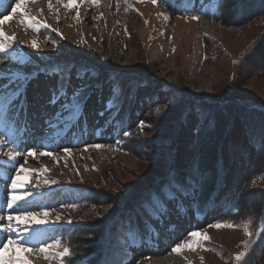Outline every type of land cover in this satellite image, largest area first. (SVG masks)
I'll list each match as a JSON object with an SVG mask.
<instances>
[{
    "label": "rangeland",
    "instance_id": "rangeland-1",
    "mask_svg": "<svg viewBox=\"0 0 264 264\" xmlns=\"http://www.w3.org/2000/svg\"><path fill=\"white\" fill-rule=\"evenodd\" d=\"M114 1L117 3V0ZM120 1L124 2V0ZM209 1V4L201 5L198 0H168V2L157 0L154 5L152 0H142V2L141 0H127L132 8L128 12H125L127 6L125 3L119 4L118 8L111 9L110 7L108 15L115 22H119L120 28L116 29L112 36L106 35L105 41L98 43L97 52L91 48L86 51L87 45L81 44L79 37L87 29L91 31L89 35L92 36V40H95L93 38H96L98 28L110 24L109 18L96 22L95 29L92 24L83 25V23L73 28L75 24L73 20L71 22V18L76 14L73 9H70L71 17L65 16V21L60 18L55 28L50 27L45 32L37 34L33 31V36L45 46L44 53L37 58L33 57L34 61H26L31 59L27 57L26 52L24 56L27 59H23V52L19 46L20 56L15 57L12 54L7 55L6 59H0V73L10 70L23 77L28 73H37L41 68L50 70V68L59 67L63 72L71 74L70 84L78 80L76 75L80 73L81 78L77 87L91 84L95 90L96 86H106L108 96L111 98L109 97L105 102L109 100L114 102L115 98L119 106L118 98H120L123 105L127 103L126 108L124 110L122 108L118 114H115V104L110 109L109 127L113 129V132L107 136L112 138V141L104 142V144L101 142L108 149V154L103 155L91 170L87 169L84 173H78L71 167L64 166L63 171L66 173H61L60 168L49 165L51 171L48 173L50 176L54 174V178L51 179L58 183L47 186L51 192L43 193L39 205L48 203L46 206L59 209L57 211L62 214L61 210L66 209L57 207L59 200L66 192L73 196L72 203L78 206L75 209L67 208V211H72V215L64 217V220L71 218L73 225H67L57 230L58 232L40 235V239H49L46 243L58 239L62 245H65L66 233L70 229L81 223H94L97 219H104L103 217L109 213L110 204L97 206L88 204L85 196L81 194L82 190L85 193L88 190L86 184L98 189L113 191L116 194V201H121L133 192L141 196L145 195V197L154 193L155 189L167 181V174L173 167L183 176L182 173L188 171L190 164H196L198 150L195 146V136L198 129L208 126L207 123L210 124L215 114L212 108L201 109V103L212 107L221 101L226 104L229 108L228 113H230L227 129L217 149L220 189L214 194L210 206L207 207L210 218L223 214L230 206L231 200L243 193L246 186L244 179L253 167L264 165V148L254 159L255 151L252 146L254 141L251 142L253 136L247 137L248 127L251 130L260 131L261 128L264 130V44L260 38L264 35V23L253 20L240 27H228L216 22L192 20L190 17L199 15L197 13L216 12L217 0ZM44 7L47 12L49 10L47 0H43L40 5H32L31 10L33 13L40 14ZM56 9L57 7L52 8L49 13L57 14ZM161 13L164 15H160ZM9 15L5 13L2 15V20L7 17V23L4 20L0 26L1 31H4L6 35L15 36L18 30L11 29L12 24L22 30L25 27ZM165 16L168 19H165ZM184 16L189 18L184 19ZM120 18L122 21H119ZM77 21L79 22L80 19ZM65 26L68 29L71 28L73 32L64 31ZM203 26H206L207 30L198 37L202 57L198 67L193 71L190 67V58L194 49L195 32ZM52 29H58L60 35ZM126 29L129 33L127 35ZM24 34L26 36L27 32ZM53 41L56 42V46ZM115 46H118V49L113 55H109L107 50ZM118 52L122 53L119 55ZM47 66H49L48 69ZM23 72L26 74L23 75ZM118 75H123L122 77L132 81V84L124 85L122 82V89H120L116 79ZM58 80V75L49 76L40 72L27 83L25 94L30 96L33 94L29 91L36 92L37 88H45L47 94L45 99H47L48 94L52 96L53 91H58L57 85L60 83ZM92 90L89 86L87 96ZM74 91L76 89H70L67 94L71 96ZM177 101L180 102L179 109H177ZM177 112L176 119L173 118L169 123H165L166 116L170 117L172 113L174 116ZM116 115L127 120L126 124L131 126H138L140 121H144L143 131L140 127L138 130L140 136L145 137L142 141L145 146L143 144L141 148L134 146L138 153L141 149V155H137L133 149L125 150V142L117 144V139L120 136L123 137V132L116 123L118 119ZM189 118L193 120L190 125L187 122ZM104 127L105 125H101V128ZM262 130L260 132L264 134ZM41 151L45 150L40 149L39 152ZM36 156L37 159L39 154ZM39 162V164H34L32 161H27L24 164L31 168L46 166V161L39 160ZM260 176L252 179L251 187L264 186V178ZM30 180L36 181V177L31 176ZM247 191L252 192L249 189ZM56 192H59V196L54 199L57 196ZM50 195H52L51 198ZM48 197L54 200L49 201ZM246 201L248 204L260 202L255 192L247 193ZM192 205L193 200L190 196L184 200L177 198L174 204L168 206L173 213L172 222L173 220L178 222L182 213L193 216L190 210ZM256 206H259V203ZM120 207L124 210L127 205L122 203ZM134 215L136 220L141 219L144 225L151 228L142 209L136 210ZM108 219L111 218L108 217ZM120 219L116 222L110 220V224L108 222L105 225L108 231L105 234V242L99 245L101 253L103 254L106 250L105 253L108 254L111 249V256L115 258L114 262L117 264H155V258L158 257L152 251L156 242L155 238L149 240L145 237L143 241L137 239L133 242L129 237V223L121 221L119 226L114 224ZM193 219L191 231H201L209 237L204 242L203 248L193 245L199 262L197 264H239L234 257L244 251V242L249 239L244 233L245 223L236 227L213 228L209 225L217 221L201 219L198 215L193 216ZM198 221L199 224H197ZM189 224L188 222L186 226ZM167 227L161 230L163 234ZM122 233L126 239L122 240ZM35 234L36 232H33V235ZM112 235L114 238L117 236V244L119 239L122 241L121 250L108 242ZM90 243L91 241L87 242V244ZM108 258L109 256L103 262H107ZM31 259L35 262L34 264H59L57 259L46 260L36 253H32ZM192 260L190 257L191 264H193ZM244 264H264V246L258 248L253 242Z\"/></svg>",
    "mask_w": 264,
    "mask_h": 264
},
{
    "label": "bare ground",
    "instance_id": "bare-ground-1",
    "mask_svg": "<svg viewBox=\"0 0 264 264\" xmlns=\"http://www.w3.org/2000/svg\"><path fill=\"white\" fill-rule=\"evenodd\" d=\"M42 1L43 0H35V3H32L31 0H0V13L10 14L11 17L17 19L16 20L17 22H20L22 19L21 16H23V14L27 12L29 15L35 16L39 21L42 22L46 21V23L50 25L52 28L56 27L58 21L57 16H59V19L60 18L64 19V17L67 15L68 17H71L70 9L69 10L64 9L62 5L56 3V0H54L52 3H54L53 9L57 7L56 11L58 15L49 13V10L45 12L46 11L45 7L43 8L44 10L40 12V14H37L38 12L33 13V10H31L32 5L33 6L40 5ZM198 2L199 4L202 5L209 2V0H198ZM18 3H24L25 8L23 9L17 8L15 13H13V9L16 8V5ZM119 4H124V2L120 1ZM110 7L111 9H113V7L118 8L117 3L114 0H111V2L110 0H100L99 5L96 7H93L90 4H84L79 8L80 21L78 22L76 19H74L75 16L71 18V22L74 21L73 23L75 24V25L73 24L74 25L73 28H76L77 24L83 23V25L92 24L94 26V29L97 27L95 25L96 22H100V21L102 22L109 18L108 20L110 24L106 25V27L102 26L98 28V30L96 31L97 33L95 40H92V36L89 35L91 34V31L87 29H85L82 35H80L79 37L80 43L82 40L87 42L86 44H83L84 46L87 45L86 51H88V49L91 48L92 50L97 52L98 43L105 41L106 35L112 36L114 31L120 28L119 22H115L112 19V17L111 16L109 17L108 15L109 14L108 10ZM73 12H75L76 14L75 8H73ZM101 13L103 14V16L100 19L93 20V17L100 16ZM6 19L7 17L4 19L5 22ZM4 20H2V15H0V21L4 22ZM119 21H122V18H120ZM22 26H24L26 30L19 29L18 27H16L15 24H12V26H10L11 29L13 28V30L16 29L18 31L14 36L15 37L14 48L9 50L7 55L13 54V56L15 57L20 56V53L18 52L19 50L18 46H19L22 49L21 51L23 52L22 54L23 59L26 60L28 57L31 59H28L26 61H34L35 58L33 57L37 58L44 53L45 46L39 43L38 39L33 36L32 33L34 30L31 27H27L25 25ZM46 30L47 29H41L39 32L37 31L35 32L37 34V33L45 32ZM68 30L70 33L73 32L71 28L68 29V27L65 26L64 31H68ZM206 30H207L206 26H203L197 29L195 32L194 49L191 53V58H190V67L191 70L193 71L198 67L202 57L201 46L199 45L198 37L201 35V33H205ZM0 31H1V27H0ZM24 31L27 32L26 36L24 34L25 33ZM63 35L65 36V34ZM113 39L114 38H112V40ZM32 40L37 41L38 44L37 49H33L31 47ZM117 49L118 46H115L109 48L107 52L109 55H113L115 53V50ZM24 52L28 54L27 57L24 56ZM33 52H35V54ZM120 53L118 52L119 55ZM48 67L49 66H47V69ZM1 73H3L6 78L7 74L12 72L8 70ZM22 74L25 75L26 73L23 72ZM4 82L5 79H0V83H4ZM78 82L79 79L76 80L74 84L73 83L70 84L67 88V93L70 89L71 90L77 89ZM87 85L88 87L86 92L88 91L89 86L91 90L93 89L91 87V84H87ZM37 89L38 90H36V92L34 90H32L31 92L29 91V93H32L34 96L33 95L28 96L27 94L24 93V97H23L24 109L19 112H16V105H18L20 101L16 100L11 102L10 104L9 96L11 95V93L0 98V141H4V140L6 141V144L4 143L3 145H0V209L4 210L3 212H0V215H7L12 213L13 211L11 209L6 208L7 191H8V184L11 182V177L15 175V168L18 167L19 165H23L25 172L32 173L31 175L21 173V175L19 176L20 185L23 186L24 190H32L33 186L39 184L43 179L54 178L53 176L54 174H51L53 176L52 177L48 173L51 171L49 165L57 166L58 168H60L61 173H66V171H63L64 166L71 167L73 170L78 171V173H84L87 171V169L91 170L93 166H95L94 164L98 162L100 158L103 157V155L108 154V149L105 147V145L100 149L88 147L87 151H84V148L92 144L102 145L101 142H103L104 144V142L112 141V138L107 136L110 132H113V129L109 127L110 118L108 117V114L110 112V109L107 108V102H105V100L108 99L110 96H108L106 86L103 87L101 85L96 86L95 90L93 89L92 91L89 92L88 99L83 105L82 114L79 120L72 121L67 129L65 128L64 121H60L57 124V126L53 128H49L47 121L51 120L54 124L57 123L56 114L58 111H61L60 105L62 103L67 102L69 95L67 94V96L61 97L58 103L53 105L49 103L50 99L52 98L51 95L48 94L47 99H45L47 95L45 93V88H41V89L37 88ZM11 110L14 113V115L11 112ZM101 112L104 113L103 116L99 115V113ZM192 121L193 120L191 118L187 120V122H189V125L190 122ZM101 125H105V127L101 128ZM85 126L87 128L86 133L84 132ZM97 133H99V135H97ZM44 141H47L49 143V146L47 148L43 146ZM7 144L10 145V147H8ZM14 144L19 145V149L13 147ZM65 147L72 149L71 155L68 157H65V154L62 151V149ZM30 149H35L36 155L40 153L39 152L40 149H44L45 151H52L56 155V160H53L51 157L41 156L40 154L37 159L35 158L36 155L27 156V152ZM17 150L20 151V155L17 158V163L14 164L7 160L5 153L8 151H17ZM39 160L46 161V166L44 165L45 167L43 168H46L48 171L41 172V169L43 168L39 166L31 168L28 167L26 164H24L25 161H32L34 162V164H39L40 163ZM31 176L36 177V181L30 180ZM50 192L51 191L48 190L47 187H42L40 189V194L34 195L32 197V200H30L26 206H32L33 202L39 205V203L43 198V193L48 194ZM73 201H74L73 196L65 192L62 198L59 200V205L57 208H61L60 207L61 204H69L72 203ZM46 204L48 203L41 205L46 206ZM33 210H38V208H33ZM61 211H63L62 213L63 220L65 216L72 215V211H67V209ZM165 211L168 212V215L165 216L162 222H158L157 228L155 229V231H153L156 242L154 244V247L152 248V251L155 255L158 256L157 258H155V264H159V263L189 264L190 257H192L193 259L192 260L193 264H197L198 258L196 251H193L191 248L181 249L180 252L178 253H173L171 251L172 247L176 243H180L181 241L186 242L192 239L187 235V233L191 231L193 228V225L191 224L194 221L193 216H195V214L192 216V214L189 215L186 213H182L181 216H179L178 222H175L174 220L172 222V219H174L172 217L173 213L170 211V209ZM188 222L190 224L186 226ZM0 223L6 224L7 222L0 221ZM195 226H197V224ZM65 227H67L66 224L64 225L63 228ZM166 227L167 230L164 234L159 231V230H163V228ZM60 229H61L60 227L37 226L33 229V232L39 233L40 235H46L47 233L58 232L57 230ZM6 238H7V234H5L4 236H0V240ZM40 240L44 241L45 243L49 241V239L47 238ZM27 243H35L37 247L39 246V241L33 240V241H28ZM22 255L27 256L28 259L30 258L33 264L35 263L31 259L32 254H22Z\"/></svg>",
    "mask_w": 264,
    "mask_h": 264
},
{
    "label": "snow or ice",
    "instance_id": "snow-or-ice-1",
    "mask_svg": "<svg viewBox=\"0 0 264 264\" xmlns=\"http://www.w3.org/2000/svg\"><path fill=\"white\" fill-rule=\"evenodd\" d=\"M32 3H35V0H31ZM111 2V0H110ZM120 0H117V7H119ZM142 2V0H141ZM224 0H220V5H222ZM48 8L51 11L53 8L52 0H47ZM56 3L62 5L64 9H76V16L74 19H80L79 8L84 4H90L93 7L99 5L100 0H56ZM124 3L127 5L125 7V12L132 10L131 5L127 3V0H124ZM152 3L155 5L157 0H152ZM220 5H217L219 8ZM25 8L24 3H18L16 8L13 9V13H15L16 9ZM3 15V13H0ZM160 15H164L161 13ZM103 16L101 13L100 16L93 17V20H98ZM184 19H188V16H184ZM192 20H199L201 17L199 15H192L190 17ZM59 20V16H57ZM165 19H168L165 16ZM21 24L27 27H31L34 31L39 32L41 29H49L51 26L46 22H42L37 20L35 16L29 15L27 12L23 14L21 19ZM4 22L0 21V25ZM147 24V21H145ZM52 31L57 32V35H60L58 29H52ZM126 35L127 29L125 30ZM62 39V37H61ZM95 39V38H93ZM15 37L6 35L3 31H0V59H6L7 53L9 50L14 48ZM82 44H86V41H81ZM54 46H56V42L53 41ZM31 47L33 49H37L38 44L36 40L31 41ZM174 51V49H173ZM40 72L45 73L46 75H58L59 80L61 81L58 84V91H53L52 98L50 99V104H57L58 101L63 96H67V88L71 83L72 76L68 72H63L59 67H53L51 70H45L43 68L39 69L37 73H30L26 76L20 77L14 73H8L5 78L3 73H0V79H5L4 83H0V98L5 95L9 96L10 104L13 101L19 100L20 103L16 105V112L22 111L24 109V93L26 91L27 83L30 82L31 79L35 78ZM63 72V74H62ZM77 79L81 78V74L77 73ZM87 85L79 86L76 91L72 93L71 96L68 97L67 102L62 103L60 105L61 111H58L56 114L57 123H53L51 120L47 121L49 128L56 127L60 121L65 122V128L67 129L72 121H78L81 114L82 108L85 102L88 99L86 94ZM179 106V101L176 102ZM114 107V102L109 100L107 102V108L111 109ZM167 107V105H166ZM159 111V109L157 110ZM99 115L103 116L104 113L101 112ZM138 127H140L141 131L144 128V121H140ZM84 132H87V128L85 126ZM99 135V133H97ZM131 136L130 131H123V137L129 138ZM6 141H0V145H3ZM54 142V141H53ZM119 144V141L117 142ZM43 146L47 148L49 143L47 141L43 142ZM261 146L264 147V138H262ZM13 147L19 149V145L14 144ZM88 147L100 149L103 147L101 144H92L86 146L84 151H87ZM62 151L65 154V157L71 155V148H63ZM41 156L51 157L53 160H56V155L52 151H42L39 153ZM7 160L12 163H17V158L20 155V151H8L5 153ZM36 150L30 149L27 152V156H35ZM27 162V161H25ZM48 171L46 168L41 169V172ZM21 173H25L27 175H31V172H25L23 165H19L15 168V175L11 177V182L8 184L7 191V202L6 208L13 210L12 213L7 215H0V221H6L7 223H0V236H4L7 234V238L0 240V264H32V261L27 258V256L22 254H32L36 253L37 255L43 256L44 259L54 258L59 261V264H65V259L72 255L70 248L67 245H62L60 240H54L51 243H45L40 240V234L36 233L33 235V229L37 226H51V227H60L61 229L64 225H73V221L71 218L67 220H63V216L60 212L56 210L54 207L37 205L33 202L32 206H26L34 195L40 194V189L42 187H47L49 185H55L58 182L54 179H43L39 184L34 185L32 190H24L23 186L20 185L19 176ZM78 174V173H77ZM39 175V174H37ZM167 181L163 182L157 189H155L154 193H150L149 196L141 203L140 207L145 213V218L148 219L149 223L152 224L153 228H156L159 220H163L165 216L168 215V212L165 209L168 208L169 205L174 204L179 200H184L186 197H191L193 199L196 198L200 191L201 181L198 179L201 174V170L195 163L190 164L188 171L181 176L173 167L168 172ZM144 204L148 205V208H144ZM78 205L76 203L69 204H61V208H72L75 209ZM109 207H111L109 205ZM33 208H38V210H33ZM149 209L151 211H149ZM3 209H0V212H3ZM178 214V213H177ZM155 216L157 219H153ZM63 220V223H62ZM251 221L244 224V233L248 240L244 242V251L236 254L234 259L239 262V264H244L245 258L248 255L249 249L253 244V240L251 239L253 235H259L261 232H264V227H261L257 232L250 231ZM130 232L129 237L133 242L137 239L141 241L147 237L149 240L154 238V233L151 228H148L147 225L143 224L141 219H137L133 222L131 219L129 220ZM209 227L213 228H221V227H236V225L232 223H224L217 222L209 225ZM189 237L192 239L188 241H181L180 243H176L171 251L173 253L180 252L181 249L191 248L195 251V247L193 245H198L200 247H204V242L209 239L206 233H202L201 231L193 230L187 233ZM39 241V246L35 243H27L28 241ZM15 249V251H14ZM71 264V262H69ZM191 264V262H189Z\"/></svg>",
    "mask_w": 264,
    "mask_h": 264
},
{
    "label": "trees",
    "instance_id": "trees-1",
    "mask_svg": "<svg viewBox=\"0 0 264 264\" xmlns=\"http://www.w3.org/2000/svg\"><path fill=\"white\" fill-rule=\"evenodd\" d=\"M252 2L257 3L252 4ZM218 5H220V0ZM205 18H211L216 23H220L228 27H240L253 20H258L264 23V0H224L223 4L218 8L217 15L211 17L206 14L203 20H205ZM260 38L264 44V35L260 36ZM118 76L119 77L116 79L119 83L120 89H122L121 84L123 83L124 85L126 83L132 84V81H129L127 78H123V75ZM118 102V110L120 112L122 108V110L126 108L127 103L123 105L120 101V98H118ZM200 108L204 110H209V108H212V110L215 111L210 124L207 123L208 126L206 125L201 129H198L197 135L195 136V146L198 150L196 165L199 167L202 174L200 177H198V179L201 181V187L198 195L195 198V208L204 216L210 218V216H208L209 212L207 207L210 206L214 194L218 191V189H220L219 175L217 173L219 166V156L217 149L219 147V142L221 141L223 134L227 129L230 113H228L229 108L226 107V104L221 101L217 102L215 105H212V107H210L209 104L201 103ZM177 109H179L178 105ZM173 113L170 117L166 116V118H164L165 123H169V121H171L173 118H177L178 112L174 116ZM120 122L123 124L126 121L124 118H120ZM138 129L139 128L136 127L130 129L131 136L125 140L124 149H133L137 155H141V149H139V153L138 150H136L137 148L134 149V146L139 148L142 147V144L145 146L144 142H142L145 137L140 136ZM247 130V137L253 136V138H251V142L254 141L252 146L255 151L253 153V157L255 159L258 156V153H260V151L264 148L261 146V141L262 138H264V134L260 132L262 128L259 131L256 129L251 130V128L248 127ZM263 131L264 130H262V132ZM259 148L261 149L259 150ZM185 173L182 174L184 175ZM256 176L264 178V165L261 167L255 166L247 173V176L244 179L246 186L243 190V193L236 196L234 195L236 198L234 197V199L231 200V204L227 210L221 215H214V217L210 218V220L212 219L215 222H228L236 226L251 221V231L254 233L257 232L261 227H264V186H250L252 179ZM86 186L88 191L85 196V201L87 200L88 204H92L94 206L110 204V214H106L102 220L97 219L94 221V223H81L79 226L73 229L71 234L68 236V247L70 248L72 255L66 259L65 264H69V262H71V264H117V262H114L115 258L113 259L111 256V249H109L108 254L105 253L106 250L102 254L99 248L101 242H105V234L108 231L105 225H107L108 222L110 224V220L116 222V220L120 218L122 222L129 223V220L131 219L129 218V215L133 214L134 210L148 196H141L140 194L133 192L127 198L122 199L121 201H116V194L113 191L108 189L103 190L101 188L98 189L97 187L89 184H86ZM247 189L252 192H248ZM246 191L249 194L254 192L258 194V200H260V202H255V204L250 202V204H248L246 201ZM122 203L127 205L124 210H122L120 207V204ZM257 203H259V206H256ZM108 217L111 219L109 220ZM120 220L117 223L114 222V224L119 226L121 222ZM113 236L114 235L109 237L108 242L111 243L112 246H117L121 250V245H123L122 241L119 239L117 244V236L115 238ZM251 239L258 248L264 246V232H261L258 236L253 235ZM90 241L91 243L87 244V242ZM84 245L85 249H83ZM108 256V261L104 263L103 260Z\"/></svg>",
    "mask_w": 264,
    "mask_h": 264
}]
</instances>
